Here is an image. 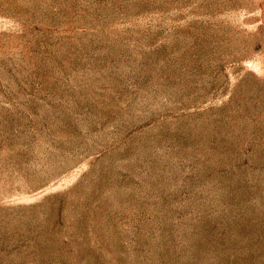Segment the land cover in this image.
Returning a JSON list of instances; mask_svg holds the SVG:
<instances>
[{"label":"rangeland","instance_id":"374dc122","mask_svg":"<svg viewBox=\"0 0 264 264\" xmlns=\"http://www.w3.org/2000/svg\"><path fill=\"white\" fill-rule=\"evenodd\" d=\"M0 264H264V0H0Z\"/></svg>","mask_w":264,"mask_h":264}]
</instances>
